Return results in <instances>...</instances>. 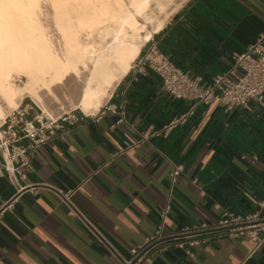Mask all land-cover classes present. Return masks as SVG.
<instances>
[{
    "label": "crops",
    "instance_id": "1",
    "mask_svg": "<svg viewBox=\"0 0 264 264\" xmlns=\"http://www.w3.org/2000/svg\"><path fill=\"white\" fill-rule=\"evenodd\" d=\"M256 42L264 46V0H185L137 55L154 45L206 83L240 73L232 55ZM135 58L95 113L74 112L76 121L35 149L13 199L0 176V264H122L159 225L168 234L212 223L264 198V104L199 103L181 120L192 102L167 94ZM173 164L181 171L169 188ZM58 190L71 191L97 234ZM129 264H264V242L223 231L163 237Z\"/></svg>",
    "mask_w": 264,
    "mask_h": 264
},
{
    "label": "bare ground",
    "instance_id": "2",
    "mask_svg": "<svg viewBox=\"0 0 264 264\" xmlns=\"http://www.w3.org/2000/svg\"><path fill=\"white\" fill-rule=\"evenodd\" d=\"M37 1L0 0V100L9 109L28 96L47 114L44 100L69 86L75 96L71 106L95 113L142 42L168 17L166 12L154 19L152 29L140 34L136 16L152 18L149 1L155 9L168 0H51L53 37L37 19ZM14 76L25 77L22 86L13 85ZM5 111L0 102V116Z\"/></svg>",
    "mask_w": 264,
    "mask_h": 264
},
{
    "label": "built area",
    "instance_id": "3",
    "mask_svg": "<svg viewBox=\"0 0 264 264\" xmlns=\"http://www.w3.org/2000/svg\"><path fill=\"white\" fill-rule=\"evenodd\" d=\"M234 67L240 69L236 74L232 69L215 74L209 82L200 83L198 77L182 71L164 56L154 45L145 52L138 54L134 60L137 70L146 66L152 69L160 78L163 89L172 97L190 100L191 106L182 114L193 113L196 104L218 103L225 110L236 105H246L250 101L264 104V46L256 42L245 50L232 55ZM20 102L0 116V176H6L13 185V199L26 185L19 183L25 177L23 169L30 164L35 149L62 130L65 122H74L78 116L64 112L56 116L44 114L33 100ZM36 107V109H35ZM83 115L84 113L81 112ZM126 146L130 143L125 141ZM181 166L173 164L169 172V188L177 181ZM57 195L95 234L94 226L83 212L75 206L70 198L71 191L58 190ZM169 203L161 212L164 215L169 210ZM223 231L226 236L246 235L256 245L264 242V198L258 207L244 214L225 212L216 221L193 222L183 225L176 232L164 234L160 225L154 233L139 245L130 248V258L122 264L137 260L153 243L163 237H175L198 232ZM194 242H190L193 244ZM115 255L114 251H111ZM185 253L192 256L189 248Z\"/></svg>",
    "mask_w": 264,
    "mask_h": 264
},
{
    "label": "rangeland",
    "instance_id": "4",
    "mask_svg": "<svg viewBox=\"0 0 264 264\" xmlns=\"http://www.w3.org/2000/svg\"><path fill=\"white\" fill-rule=\"evenodd\" d=\"M184 2H185V0H168L161 8H155L154 9L153 8L154 3L152 1H149V4H148L149 6L147 7V10L149 12L150 11L149 8L153 9L152 10L153 11L152 12V18L150 17L149 19L148 18L144 19L143 14L136 16L138 23L139 24L141 23L143 26L142 30H140V34H144L145 29H147V30L152 29L153 22L157 18H162L163 15H165V13L167 12L166 15L168 17L164 21V23H165L167 20L170 19V17L175 13V11ZM37 3H38L37 4L38 7H37L36 11H37V19L39 20V23L42 25V27L43 26L45 27L49 36L55 37L57 33H56V28H55V24H54V20H53L54 10H53L51 0H38ZM163 26H164V24H163ZM24 81H25V77H23V76H14L12 79L13 85L16 88L22 86ZM65 89H66L65 91H62V90L60 92L58 91V94H56L55 96H53V95L49 96V97H53V98H51L52 100H50V101L44 100V104L47 107L46 110H44V111H47L48 112V113L46 112L47 114H50L52 116H56V115H59V114L64 113V112H69V113L81 112L80 111L81 109L79 107L71 106V101L75 100V96L72 93V89L69 86ZM107 96H105L102 99L101 104L105 101ZM24 97H25L24 101L31 100L30 97H28V96H24ZM0 102L3 105V107H5V110L7 111L9 108L8 107L6 108V106H7L5 104L6 102L1 101V100H0ZM35 104L39 107V109L42 108L37 102H35ZM35 109H36V107H35Z\"/></svg>",
    "mask_w": 264,
    "mask_h": 264
}]
</instances>
